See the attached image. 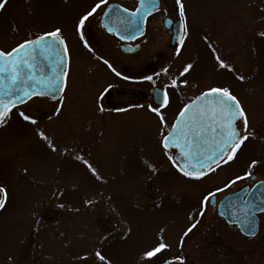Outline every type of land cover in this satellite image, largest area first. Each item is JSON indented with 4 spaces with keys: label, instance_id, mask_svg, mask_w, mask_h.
Masks as SVG:
<instances>
[{
    "label": "rangeland",
    "instance_id": "1",
    "mask_svg": "<svg viewBox=\"0 0 264 264\" xmlns=\"http://www.w3.org/2000/svg\"><path fill=\"white\" fill-rule=\"evenodd\" d=\"M162 1L175 6L174 0ZM182 2L189 26L183 56L189 59L179 67L193 64L188 77L196 91L228 86L247 112L248 130L256 134L236 162L201 181L183 177L172 166L159 142V122L148 106L110 118L102 131H95L99 122L91 124L90 51L73 27L90 0H7L0 11V49L61 26L71 63L58 103L67 117L56 115V104L35 99L13 109L0 126V186L7 192L0 211V264H100L96 251L111 264H142L140 253L159 235L170 245V256H182L184 264H264V214L252 239H243L210 203L199 215L203 196L243 176L251 160L260 162L251 171L264 180V0ZM217 55L231 71L218 67ZM176 67H170L172 75ZM171 77L167 74L160 86ZM192 97L193 90L170 89V105L163 109L166 120L172 123ZM18 111L37 123L24 121ZM85 160L101 179L92 175ZM231 187L218 192V200ZM197 221L181 248L183 232Z\"/></svg>",
    "mask_w": 264,
    "mask_h": 264
},
{
    "label": "snow or ice",
    "instance_id": "2",
    "mask_svg": "<svg viewBox=\"0 0 264 264\" xmlns=\"http://www.w3.org/2000/svg\"><path fill=\"white\" fill-rule=\"evenodd\" d=\"M174 2L177 5L179 18L184 22L183 26L186 29L184 4L182 0H174ZM107 3L108 0H96L88 10L81 13L74 21L75 34L89 51L92 49L85 39V25L91 23L90 18L97 13L98 9L102 10V6ZM145 3L152 5L153 0H141L142 6ZM6 4L7 0H0V11L5 10ZM147 10L151 11V8ZM124 11L127 12L128 10L124 9ZM139 11L137 9L136 14H139ZM103 14L104 16L109 15L106 11ZM130 23L132 22L130 21ZM109 31L112 29L109 28ZM178 43L182 45L183 39ZM178 54L179 52H177ZM215 59L219 68L232 70L231 66L221 60L218 55L215 56ZM40 61H44L48 69L51 70L50 76H45L41 71ZM70 63V49L61 26H54L42 34L26 38L11 49H0V126H3L10 118L13 108L26 103L33 96H45L54 94L56 91H63L67 84ZM104 63L113 72L116 71L107 60ZM191 70H193V64L188 63L179 71L178 76L186 77ZM116 75H120V73L116 72ZM236 78L240 81L245 79L243 76ZM146 79L151 80L152 77L149 76ZM181 85L187 86L188 80L183 79L178 82V79L174 78L169 87L179 91ZM62 103L63 100H61ZM169 105V92L163 90L159 104L149 105V110L154 113L159 122L161 129L159 142L165 155L177 172L187 179L201 181L217 168L236 162L239 159V154L246 147V141H249L250 137L255 139V132L248 130L249 118L245 108L228 86H210L206 91H202L194 99L183 105L172 123L166 120L163 111ZM100 110L103 111L102 108ZM18 115L24 121L32 124L37 123L35 118L25 114L24 111H18ZM38 135L42 139H48L43 133H38ZM49 147L55 151L51 143H49ZM173 148L178 150L179 162L173 155L169 154ZM77 159L81 158L77 157ZM84 163L94 177L101 179L91 164L86 160ZM258 163H260L258 160H251L248 162L243 176L238 175L228 181L225 188H216L203 196L200 202L199 215L204 214L205 207L216 197L218 192L231 187L238 180H244L254 175L251 169L255 168ZM151 170L155 172L154 167ZM6 202V189L0 186V211L5 209ZM257 207L260 212H264V207ZM196 223L198 221L191 223L183 232L179 240L181 248L184 244L183 237L192 232ZM245 234L255 235V221L251 218L245 224ZM169 249L170 245L165 242L163 235H159L152 246L140 253V261L142 264H184V258L182 256H170ZM94 255L100 264H111V260L101 251H96Z\"/></svg>",
    "mask_w": 264,
    "mask_h": 264
},
{
    "label": "flooded vegetation",
    "instance_id": "3",
    "mask_svg": "<svg viewBox=\"0 0 264 264\" xmlns=\"http://www.w3.org/2000/svg\"><path fill=\"white\" fill-rule=\"evenodd\" d=\"M159 1L161 2L160 8L146 18L143 30L140 33V28L137 26L140 22L138 17L133 15L129 17V14L137 12L141 0H108V3L102 6V10L98 9L97 13L90 18L91 23L85 25L86 39L92 49L90 51L91 67L89 68L91 73L89 82H91L90 88L93 92L91 95V124L95 121L99 122L95 123L99 125L94 127L96 130L91 127V131H102L105 122L110 118L120 119L124 113L133 112L144 106H154L157 104L153 95L154 90L161 89L162 92L167 90L170 95V89L172 88L169 87V84L174 78H177L178 82L183 79L188 80V85H181V87L193 90L191 99H194L203 91L195 90L196 87L192 86L188 75L186 77L178 76L179 71L182 69L179 66L182 63L185 64L189 59L183 56V48L189 40V26L187 24V28H184V22L179 18L176 4L167 7L162 0ZM95 2L90 0L88 9ZM110 8H113V10L109 13V17L104 16L103 13L108 12ZM124 9L128 11L125 12ZM161 12L163 13L162 18L160 17ZM109 28L119 30L120 36L113 31H109ZM181 29L182 36L179 39L178 35ZM234 38L229 39L231 46ZM160 39H163L161 46ZM181 39H183L182 45L178 43ZM229 51L232 52L233 50L229 49ZM177 52H179L178 55ZM105 60L112 65V68L116 70L115 72L104 63ZM171 66L176 67L173 75L169 72ZM116 72H119L120 75H116ZM167 74L172 77L168 79V84L163 85L164 88L160 85H162L163 80L167 81ZM149 76L152 77L151 80L146 79ZM81 82L87 83L84 80H81ZM65 89L66 87L63 92ZM178 95L181 96L180 92H178ZM60 97L56 100L42 99L46 100L45 105L56 104V115L60 119H64L67 115L62 107H58ZM35 99L19 107H26ZM101 108L103 111L100 110ZM47 111L48 107L46 106L43 111L44 115ZM254 185L255 182L251 183L244 180L242 187L237 190L233 187L227 195L236 193L244 187L251 189ZM261 215L263 214L258 216L259 232ZM230 227L238 229L236 226ZM243 239L249 238L243 237Z\"/></svg>",
    "mask_w": 264,
    "mask_h": 264
},
{
    "label": "water",
    "instance_id": "4",
    "mask_svg": "<svg viewBox=\"0 0 264 264\" xmlns=\"http://www.w3.org/2000/svg\"><path fill=\"white\" fill-rule=\"evenodd\" d=\"M160 6H161V2L159 0H153L152 5H148L147 3H145V5L142 6L140 4L139 14H136L137 12L134 14H129V17L131 15H133L134 17H138V20L140 21L137 24L138 28H140L139 33L142 32V30H143L142 28L144 26V22H145L146 18L151 13H153L155 10L159 9ZM149 8H151V11L147 10ZM112 10H113V8H110L108 10V13H111ZM108 17H109V15H108ZM180 25H181V23H180ZM112 31L115 32L117 35L119 34L118 36H120L119 30H117V29L113 30L112 29ZM181 32H182V29L179 31V35H178L179 39L182 36ZM39 67L45 76L51 75V70L48 69V67L44 61H40ZM61 92L62 91H56L54 94H48L45 96H33L31 99H33L35 97H46V98H49L52 100H56L60 96ZM153 95H154L155 102L157 104H159L160 97L162 95V91L159 89H156V90H154ZM31 99H29V100H31ZM23 104H25V103H23ZM23 104H19L18 106L23 105ZM172 150L176 151V159L179 162V156L177 155L178 150L174 149V148ZM255 179H256V177H254V176L251 177V181H254ZM262 184H264V181L257 183L251 191H249L248 188H245L236 194L229 195V196L225 197L218 205H217V197H215L214 199L211 200L210 205L213 207L217 206L218 207V215L221 218H223L229 225H237L238 228L240 229L241 233L244 236L254 237L258 234V231H259L258 214L264 213V212H260L258 210V207H257V206L264 207V186H261ZM245 196H246V198L244 199ZM246 213H247V215H246ZM253 213H255V214L253 215ZM249 218H251L252 220L255 221V235L254 236H249V235L245 234V224L247 223V220Z\"/></svg>",
    "mask_w": 264,
    "mask_h": 264
}]
</instances>
